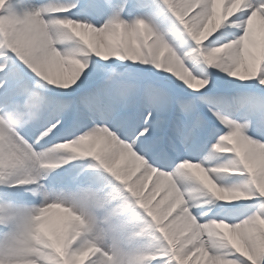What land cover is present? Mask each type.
I'll return each instance as SVG.
<instances>
[{
	"label": "snow or ice",
	"instance_id": "6c2138e0",
	"mask_svg": "<svg viewBox=\"0 0 264 264\" xmlns=\"http://www.w3.org/2000/svg\"><path fill=\"white\" fill-rule=\"evenodd\" d=\"M0 264H264V0H0Z\"/></svg>",
	"mask_w": 264,
	"mask_h": 264
},
{
	"label": "rangeland",
	"instance_id": "374dc122",
	"mask_svg": "<svg viewBox=\"0 0 264 264\" xmlns=\"http://www.w3.org/2000/svg\"><path fill=\"white\" fill-rule=\"evenodd\" d=\"M149 186H151V185L149 184ZM158 198H159V197H158ZM53 211L55 212V211H57V210H53Z\"/></svg>",
	"mask_w": 264,
	"mask_h": 264
}]
</instances>
